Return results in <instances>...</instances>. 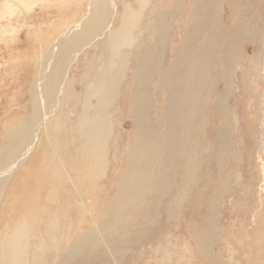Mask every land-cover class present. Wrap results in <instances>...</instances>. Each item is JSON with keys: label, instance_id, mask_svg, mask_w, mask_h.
I'll return each instance as SVG.
<instances>
[{"label": "bare ground", "instance_id": "bare-ground-1", "mask_svg": "<svg viewBox=\"0 0 264 264\" xmlns=\"http://www.w3.org/2000/svg\"><path fill=\"white\" fill-rule=\"evenodd\" d=\"M36 1L0 0V264H264V0Z\"/></svg>", "mask_w": 264, "mask_h": 264}, {"label": "rangeland", "instance_id": "rangeland-1", "mask_svg": "<svg viewBox=\"0 0 264 264\" xmlns=\"http://www.w3.org/2000/svg\"><path fill=\"white\" fill-rule=\"evenodd\" d=\"M36 1V0H35ZM43 4L41 3V2H37L36 1V4H33L32 5V11H31V16L32 17H34V18H36V19H40V18H42L45 14H44V12L43 11H41V9H40V6H42ZM36 8V9H35ZM134 8H137L136 7V5L134 6ZM1 10H3V8L1 9ZM5 11V10H4ZM12 11V10H11ZM16 11V10H15ZM23 12V11H22ZM22 15V16H21ZM21 15H19L18 17H19V19H16V20H14V21H12L11 23H8V22H6V21H3L1 24H0V33L1 32H5V31H8V33H6V35H4V36H6V37H4V36H0V38L1 37H3V39H5V41H8V45H10V46H13V48H15V50L17 51V54H16V58H15V62L16 61H22L23 60V62L25 61V58H29L30 60H34V56H32V55H29V52L27 53V49H29V47L28 48H26L27 47V45H26V47H25V44H26V32H28L27 31V27H25V28H22V25L24 24V23H26V17H25V13H21ZM17 21V22H16ZM25 21V22H24ZM171 22V24H173V22H174V20H170ZM22 22V23H21ZM11 24V25H10ZM28 24H29V22H28ZM28 24H25V26L26 25H28ZM19 25V26H18ZM30 25V24H29ZM45 25V26H44ZM15 27V28H14ZM47 27V28H46ZM14 28V29H13ZM18 28V29H17ZM49 28H48V25H46V24H42V35L43 36H40V38L41 37H45V35H46V30H48ZM45 30V31H44ZM10 35H13V37L12 36H10ZM34 35H37V33H34ZM15 37L16 38H18L19 40H20V45H23V46H20V45H18V47H14L15 46V44L16 43H14V41L12 42L11 40H14L15 39ZM38 37V36H37ZM36 37V38H37ZM13 38V39H12ZM43 38H41V39H43ZM25 41V42H24ZM37 41V43L35 42V44H39L38 43V40H36ZM45 41V40H44ZM4 43V44H3ZM0 42V45H1V48L3 49V51L4 52H6V50L4 49L5 47H7L8 45L7 44H5V42ZM12 43V44H11ZM3 44V45H2ZM32 45L34 46V42L32 43ZM172 45V42H169V46H171ZM5 46V47H4ZM26 48V50H25V48ZM10 48H12V47H10ZM24 49V50H23ZM34 48L32 47L31 48V50H33ZM25 53H26V55H25ZM24 55V56H23ZM9 57H7L6 59H8ZM5 61V59H1V63H0V67H1V69H0V76L1 77H3V81L5 82V84L7 85V86H12L13 84H12V82L14 83V82H18L19 81V83L21 82L22 83V81H24V79H25V73H24V71H25V68L26 67H24L22 70H23V72H16L15 74L14 73H11L10 72V70L8 69L9 68V66L11 65V63H8V64H4L3 62ZM19 61V62H20ZM4 65V66H3ZM6 68V70H5V68ZM10 73H9V72ZM20 79H22V80H20ZM15 80V81H14ZM3 85V84H2ZM16 84H14V86L13 87H16L15 86ZM17 88V87H16ZM127 111V109L125 108L124 109V111ZM120 120H124V118H121L120 117ZM127 121H129V119H127ZM129 124V123H128Z\"/></svg>", "mask_w": 264, "mask_h": 264}]
</instances>
